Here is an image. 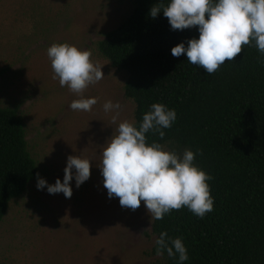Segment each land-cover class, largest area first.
I'll return each mask as SVG.
<instances>
[{
    "label": "rangeland",
    "instance_id": "rangeland-1",
    "mask_svg": "<svg viewBox=\"0 0 264 264\" xmlns=\"http://www.w3.org/2000/svg\"><path fill=\"white\" fill-rule=\"evenodd\" d=\"M132 6L131 0H0V106L19 112L28 150L47 184L63 182L69 155L91 164L88 180L79 187L74 176L70 181L71 198L38 189L36 177L9 203L0 221V264L162 261L151 251L152 221L143 201L133 211L109 198L97 166L116 127L104 102H119V119L134 121V103L123 94L126 74L97 48ZM64 42L90 50L93 62L103 65L104 78L83 93L97 98L90 112L73 111L70 104L79 97L53 79L47 49Z\"/></svg>",
    "mask_w": 264,
    "mask_h": 264
},
{
    "label": "trees",
    "instance_id": "trees-1",
    "mask_svg": "<svg viewBox=\"0 0 264 264\" xmlns=\"http://www.w3.org/2000/svg\"><path fill=\"white\" fill-rule=\"evenodd\" d=\"M131 1V12L97 42L98 51L126 74L123 94L134 103L135 126L153 103L175 110L165 136L149 132L147 143L196 153L194 164L212 177L207 183L214 198L203 218L182 208L152 220V253L167 232L185 245L183 264H264V64L258 50L244 46L208 74L186 54H171L178 43L198 38V27L172 30L162 11L149 15L160 0ZM25 137L17 109L0 106V221L39 171ZM160 256L158 264H180L166 251Z\"/></svg>",
    "mask_w": 264,
    "mask_h": 264
},
{
    "label": "clouds",
    "instance_id": "clouds-1",
    "mask_svg": "<svg viewBox=\"0 0 264 264\" xmlns=\"http://www.w3.org/2000/svg\"><path fill=\"white\" fill-rule=\"evenodd\" d=\"M168 19L172 30L183 31L198 27L199 37L178 43L171 49L174 57L185 55L190 64L215 73L226 61H233L244 46H254L264 64V0H170L153 5L149 15L156 18L160 12ZM53 79L67 87L79 98L74 99L73 111L90 112L96 97L85 98L83 93L104 78L102 66L93 62L90 50H82L69 43H53L47 49ZM103 110L112 113L111 124L116 125L112 136L103 145L101 161L97 165L103 176V185L109 198H119L121 207L133 211L143 201L152 220H162L173 210L187 208L203 218L214 207L209 184L212 177L194 164L196 153L190 149L178 154L158 142L147 143L146 134L165 136L162 129L176 120L174 109L162 103H153L145 112L139 127L128 120H120L122 105L105 101ZM75 169V172H73ZM91 175L90 160L69 155L64 168L63 182L59 178L47 184L37 173V188L50 194L62 192L71 198L70 181L73 176L79 187ZM156 255L166 251L177 257L180 264L188 259L181 238H171L161 232L155 240Z\"/></svg>",
    "mask_w": 264,
    "mask_h": 264
}]
</instances>
